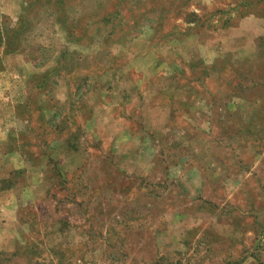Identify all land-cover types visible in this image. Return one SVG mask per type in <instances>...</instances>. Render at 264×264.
I'll return each mask as SVG.
<instances>
[{"label":"rangeland","instance_id":"obj_1","mask_svg":"<svg viewBox=\"0 0 264 264\" xmlns=\"http://www.w3.org/2000/svg\"><path fill=\"white\" fill-rule=\"evenodd\" d=\"M0 264H264V0H0Z\"/></svg>","mask_w":264,"mask_h":264}]
</instances>
